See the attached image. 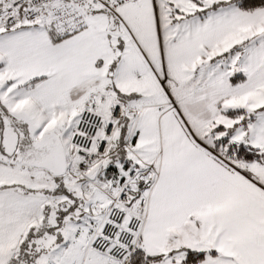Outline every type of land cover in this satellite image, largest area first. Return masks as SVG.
<instances>
[{
	"label": "snow or ice",
	"instance_id": "snow-or-ice-1",
	"mask_svg": "<svg viewBox=\"0 0 264 264\" xmlns=\"http://www.w3.org/2000/svg\"><path fill=\"white\" fill-rule=\"evenodd\" d=\"M0 264H264V0H0Z\"/></svg>",
	"mask_w": 264,
	"mask_h": 264
}]
</instances>
